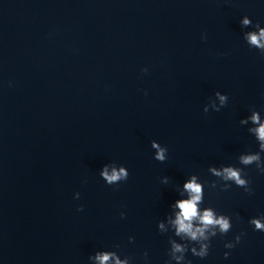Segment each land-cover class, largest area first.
Here are the masks:
<instances>
[{
	"label": "water",
	"instance_id": "obj_1",
	"mask_svg": "<svg viewBox=\"0 0 264 264\" xmlns=\"http://www.w3.org/2000/svg\"><path fill=\"white\" fill-rule=\"evenodd\" d=\"M245 16L264 27V0H0V264H99L89 257L105 251L107 264H145V252L166 264L169 240L183 243L167 218L192 175L200 207L233 227L207 258L186 259L264 264V232L249 223L264 216V174L244 168L252 195L209 187L223 183L210 167L258 151L240 123L253 108L264 122V55L244 39ZM217 91L228 105L205 113ZM106 164L127 182L108 186Z\"/></svg>",
	"mask_w": 264,
	"mask_h": 264
},
{
	"label": "clouds",
	"instance_id": "obj_2",
	"mask_svg": "<svg viewBox=\"0 0 264 264\" xmlns=\"http://www.w3.org/2000/svg\"><path fill=\"white\" fill-rule=\"evenodd\" d=\"M242 26L251 25L254 30L244 34V39L248 43L250 48L259 50L261 55H264V27H261L259 23L253 25V21L245 16L241 21ZM258 33V34H257ZM206 39V36L204 37ZM145 71H147L145 69ZM219 99V105L215 104V100ZM229 97L225 94H221L219 91L215 93V99L210 101V104L204 108V112L208 113L209 109L219 112L222 108L228 105ZM251 122L254 127L248 129L249 133L255 137L258 144V151L248 152L239 156V164L243 167L236 166H222L220 170L216 167H210L209 172L218 181H222V185H218L217 182H212L209 187L217 188L220 186L221 191H228L234 184L239 188H243L249 195L254 194V190L250 187V180L247 179V173L244 168L255 165L257 170L264 174V122L261 120V114L255 108L251 109V115L246 119L240 121L241 125H246ZM151 147L155 149L154 159L158 162L164 163L168 158V149L161 146L158 142L152 141ZM111 168V171L109 170ZM102 179L107 183L108 186L118 185L121 182H127L129 178V171L123 166L104 165L101 173ZM198 176L192 175L190 180H187L183 188L187 193V198L179 200L174 205H171L173 212L175 213V219L173 220L170 216L167 218L168 223L171 225V231L175 237L179 238L183 243L177 242L176 239H170V248L167 255L169 260L166 264H191V261L186 259L189 252L194 257L205 259L210 254L212 246V239L214 237L226 236L232 230V220L230 216L219 214L214 208L207 207L201 208L200 205L204 203L205 197V185L200 181L197 183ZM164 184L169 183V179L165 177L162 181ZM203 185V192H202ZM183 195V193H182ZM80 198V194H76V199ZM176 209L179 211L177 212ZM83 207L79 208L78 211H83ZM121 218H125V214L121 213ZM250 225L254 226V231L264 232V216L259 218H253L249 221ZM158 230L161 234L169 232L165 229L164 223L161 221L158 224ZM235 237V242L225 243V248L233 249L237 244L241 242V236ZM134 237H130L129 241L134 242ZM112 256L116 253L113 251ZM225 259L230 255V252H225ZM145 264H148V254L144 253ZM93 259L99 261V264H107L110 259V254L105 251L103 255L97 254L90 256L89 260ZM129 259H133L129 257ZM116 264H122L117 259ZM124 264H128V260L124 261Z\"/></svg>",
	"mask_w": 264,
	"mask_h": 264
}]
</instances>
